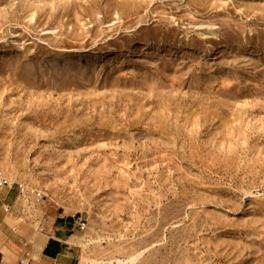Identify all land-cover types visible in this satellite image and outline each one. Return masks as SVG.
Masks as SVG:
<instances>
[{
  "label": "rangeland",
  "instance_id": "1",
  "mask_svg": "<svg viewBox=\"0 0 264 264\" xmlns=\"http://www.w3.org/2000/svg\"><path fill=\"white\" fill-rule=\"evenodd\" d=\"M0 183L76 264H264V0H0Z\"/></svg>",
  "mask_w": 264,
  "mask_h": 264
},
{
  "label": "crops",
  "instance_id": "2",
  "mask_svg": "<svg viewBox=\"0 0 264 264\" xmlns=\"http://www.w3.org/2000/svg\"><path fill=\"white\" fill-rule=\"evenodd\" d=\"M76 223L71 217H50L39 228H24L19 233L0 229V264H76L72 242ZM33 228V227H32Z\"/></svg>",
  "mask_w": 264,
  "mask_h": 264
},
{
  "label": "built area",
  "instance_id": "3",
  "mask_svg": "<svg viewBox=\"0 0 264 264\" xmlns=\"http://www.w3.org/2000/svg\"><path fill=\"white\" fill-rule=\"evenodd\" d=\"M5 185H6L5 183H0V189H3ZM78 227L81 230H84L86 228V223L81 221V222L78 223Z\"/></svg>",
  "mask_w": 264,
  "mask_h": 264
},
{
  "label": "bare ground",
  "instance_id": "4",
  "mask_svg": "<svg viewBox=\"0 0 264 264\" xmlns=\"http://www.w3.org/2000/svg\"><path fill=\"white\" fill-rule=\"evenodd\" d=\"M83 264H85V263L83 262Z\"/></svg>",
  "mask_w": 264,
  "mask_h": 264
}]
</instances>
